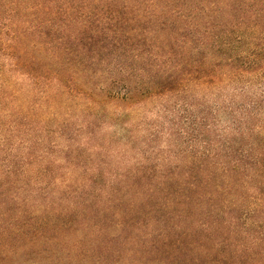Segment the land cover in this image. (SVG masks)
<instances>
[{
    "label": "trees",
    "instance_id": "trees-1",
    "mask_svg": "<svg viewBox=\"0 0 264 264\" xmlns=\"http://www.w3.org/2000/svg\"><path fill=\"white\" fill-rule=\"evenodd\" d=\"M263 113L264 0H0V264H264Z\"/></svg>",
    "mask_w": 264,
    "mask_h": 264
},
{
    "label": "rangeland",
    "instance_id": "rangeland-1",
    "mask_svg": "<svg viewBox=\"0 0 264 264\" xmlns=\"http://www.w3.org/2000/svg\"><path fill=\"white\" fill-rule=\"evenodd\" d=\"M233 95V91L227 90V92L220 98V102L222 103H217L215 100H213L210 104H214L215 111H217L218 104H224V100H226L227 98H232ZM214 99L217 98L214 97ZM193 104L194 109L197 112L201 110V105L202 107L205 106L203 105L205 104V101L196 98ZM199 114H201V112ZM146 118L150 121L162 120L164 123L162 125L163 133H161L155 140L151 141L148 137V134H150V129L145 127H138L137 129H135L134 136H137L139 139H141L140 142H137L134 145L131 144L127 147H122L121 145V149L111 148L113 151L111 153V157L108 156L107 161H112V168H115L117 166V163H120L121 167L123 168H129L139 160H143V158L145 157L152 160L153 164H160L159 168H161V170L166 169L169 163L175 164L178 161L186 162L187 159L182 158L181 151L187 146V144L182 143V137L179 131L176 130L177 125L174 126V124H171L169 119L166 118L162 112H157V110H155L154 114L151 113ZM232 120L233 118H231V116H228L221 112L218 116L217 126L214 125V128L212 130L199 128V131H204L210 134L211 138H214V136L218 132L224 133L225 128H227L231 124ZM179 126L181 127L182 124ZM170 130L174 132L172 136L169 135ZM110 131L111 130L108 129L103 133L105 139L110 140ZM117 131L118 130L116 129H112V133ZM159 150L164 151V153H160Z\"/></svg>",
    "mask_w": 264,
    "mask_h": 264
}]
</instances>
